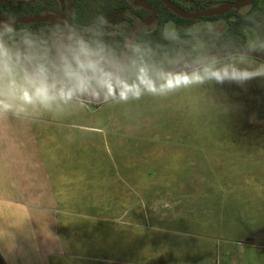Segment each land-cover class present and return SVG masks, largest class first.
I'll return each instance as SVG.
<instances>
[{"label": "rangeland", "instance_id": "374dc122", "mask_svg": "<svg viewBox=\"0 0 264 264\" xmlns=\"http://www.w3.org/2000/svg\"><path fill=\"white\" fill-rule=\"evenodd\" d=\"M51 1L58 7L62 3ZM63 1L66 14L46 18L68 27L67 32L51 34V39L59 41L56 54L62 59L67 40L80 35L70 23L72 1ZM126 1L131 8L139 4ZM174 1L194 5L191 0ZM235 1L246 2L232 8L245 13L248 0H202V11L196 12L195 5L192 14L222 11ZM261 1L257 28H241L243 42L229 38V24L223 19L196 22L188 29L190 39L166 57L158 74L149 77L157 87L166 77L179 80L193 73L204 77L202 82L164 92L142 91L138 98L127 100L120 99L119 89L108 95L106 89L100 87L103 92H99L92 86L91 93H77L66 103L57 101L47 111L48 120H58L52 125L61 137L57 144L64 154L75 157L72 165L79 171L77 182L87 189V196L109 202L111 214L141 216L143 227L137 228L140 264H264ZM127 25L121 18L112 20L110 37ZM145 25L153 28L151 20ZM3 32L0 24V34ZM23 43L0 38L11 64L33 73L36 69L25 62L28 49ZM100 57L88 52L86 59ZM105 63L99 64L101 69H108L114 80L128 85L118 74L126 65L124 59ZM56 67L57 61L51 64V71ZM205 69L248 72L253 78L221 83L205 76ZM48 75L58 86L64 84ZM148 253H152L150 260Z\"/></svg>", "mask_w": 264, "mask_h": 264}, {"label": "crops", "instance_id": "0c3cea01", "mask_svg": "<svg viewBox=\"0 0 264 264\" xmlns=\"http://www.w3.org/2000/svg\"><path fill=\"white\" fill-rule=\"evenodd\" d=\"M57 121L32 109L0 116V264H140L141 216L87 196Z\"/></svg>", "mask_w": 264, "mask_h": 264}, {"label": "trees", "instance_id": "16d2710c", "mask_svg": "<svg viewBox=\"0 0 264 264\" xmlns=\"http://www.w3.org/2000/svg\"><path fill=\"white\" fill-rule=\"evenodd\" d=\"M73 14L70 23L75 31L80 34L77 39L67 40L65 58L74 60V57H85L83 53L96 52L101 57L120 61L125 56V45L132 33L136 31L137 23L152 16L153 28L143 25L139 34L133 41L127 57L126 65L118 71L128 85L139 84L141 78L146 74L149 78L158 74L164 66L166 57L176 51L183 43L190 39L189 27L202 21H213L223 19L229 24V38L234 42H243L244 35L241 32L243 26L257 28L259 12L262 8L261 0H251L245 13H236L230 9L226 13L199 19H185L171 11L162 0H141L152 9L141 4L131 8L126 0H71ZM182 13L190 15L197 7L196 12L202 11V0H191L193 6H183L174 0H168ZM196 5V7H194ZM67 5L62 0L60 7L54 1L48 0H6L0 1V19L10 21L2 24L4 32L0 38L13 44L23 45L25 51V62L34 69L40 65L48 68V74L57 81L68 83L65 79L63 67L67 62L58 58V39H51L52 33L62 34L65 32L61 23H49L43 21L47 17L58 18L66 14ZM129 12L128 16H124ZM121 18L128 25L124 30L117 31L110 37V23L112 20ZM17 20L18 22H13ZM25 20H34L24 23ZM52 25V28H49ZM9 29H11L9 31ZM57 61V67L52 72L50 66ZM100 64V62H97ZM105 66L106 63H102ZM108 72V69L103 68ZM99 92L103 89L93 84Z\"/></svg>", "mask_w": 264, "mask_h": 264}, {"label": "clouds", "instance_id": "9594fccd", "mask_svg": "<svg viewBox=\"0 0 264 264\" xmlns=\"http://www.w3.org/2000/svg\"><path fill=\"white\" fill-rule=\"evenodd\" d=\"M83 56L84 59L81 56L74 57V64L64 63L63 72L68 83L58 86L56 82L50 81L48 68L44 65H40L33 73L25 71L22 76L17 77L11 66V58L0 45V116L11 114L20 117L30 109L51 111L57 101L66 103L77 93H91L94 83L106 89L108 95H113L119 89L120 99L127 100L130 96L138 98L142 91L164 92L179 85L202 82L204 78L195 73L187 78L182 76L179 80L166 77L165 83L157 87L145 74L139 85H126L122 81L114 80L112 74L101 69L97 62L86 59V52ZM205 76L215 78L221 83L225 79L240 82L253 78V74L248 72H210L207 69Z\"/></svg>", "mask_w": 264, "mask_h": 264}, {"label": "water", "instance_id": "95a60500", "mask_svg": "<svg viewBox=\"0 0 264 264\" xmlns=\"http://www.w3.org/2000/svg\"><path fill=\"white\" fill-rule=\"evenodd\" d=\"M137 3L143 5L144 7L148 8V9H151L148 4L144 3L143 1L141 0H135ZM163 3L167 6V8H169L171 11H173L174 13H176L177 15H179L180 17H183L185 19H199V18H202V17H211V16H217V15H222L224 13H226L227 11H229L230 9H232L233 7L237 6V5H240V4H244L246 2H241V1H235V2H231L229 3L222 11H217V12H206V13H195V14H190V15H187V14H184L182 13L177 7H175L171 2H169L168 0H162ZM248 2H251V0H248ZM152 10V9H151ZM154 17V11L152 10V16L142 20L141 22H139V25L136 29V31L133 33L132 37H131V40L130 42L128 43V46H127V51H126V54L125 56L123 57V59L125 60V62L127 61V57L129 55V52H130V47L133 43V41L135 40L136 36L139 34L141 28L143 25H145L146 22H148L149 20H151L152 18ZM30 21H34V20H25L23 21L24 23H27V22H30ZM43 21H47V22H53V23H61V21L59 20H52V21H49L48 19H43ZM10 21H5V20H2L0 19V24H5V23H8ZM13 22H18L17 20L13 21ZM63 24V23H61ZM64 25V28H65V32L68 31V27L67 25L63 24ZM122 59V60H123ZM63 60L67 61L68 63H73L74 64V60H67L64 56ZM122 60L120 61H116V60H113L111 58H104V57H100L98 59H95L93 60V62H100V63H105V62H113V63H120Z\"/></svg>", "mask_w": 264, "mask_h": 264}]
</instances>
